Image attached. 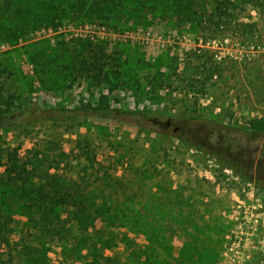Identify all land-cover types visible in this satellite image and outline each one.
I'll list each match as a JSON object with an SVG mask.
<instances>
[{
    "label": "rangeland",
    "instance_id": "1",
    "mask_svg": "<svg viewBox=\"0 0 264 264\" xmlns=\"http://www.w3.org/2000/svg\"><path fill=\"white\" fill-rule=\"evenodd\" d=\"M197 1L208 11L217 3ZM254 2L238 0L216 28L160 17L117 27L63 20L0 38V83L17 113L95 103L105 93L112 106L144 115L62 121L23 112L19 126L0 127V215L13 218L0 252H22L31 235L38 248L21 253L25 264H86L97 251L113 259L105 264H263L264 190L171 135L195 116L242 127L264 116V51L250 49L264 47V7ZM88 41L118 64L119 75L100 86L72 66ZM8 162L18 173L4 174ZM66 189L89 207L85 228L69 224L86 236L79 247L38 231ZM35 200L32 222L26 207ZM55 213L69 223L70 214ZM74 246L81 258L63 261Z\"/></svg>",
    "mask_w": 264,
    "mask_h": 264
},
{
    "label": "trees",
    "instance_id": "2",
    "mask_svg": "<svg viewBox=\"0 0 264 264\" xmlns=\"http://www.w3.org/2000/svg\"><path fill=\"white\" fill-rule=\"evenodd\" d=\"M252 1L257 2H254L257 8L264 7V0ZM238 4V0H217L213 10L208 11L205 5L197 0H0V38L15 39L26 29L30 30L41 25H58L63 20H94L117 27L128 20L146 22L149 18L160 17L178 25L189 22L200 26L207 24L216 28L220 27L221 22L229 20ZM74 52V55L78 56L72 66L78 69L80 75L89 78L94 86L108 83L110 73L119 75L115 58L111 57L102 43L88 41L82 50ZM2 72L5 73L6 69L3 68ZM11 104L12 99L5 95L4 87L0 83V127L19 126L21 122H18L17 118L23 112L36 115L43 111L46 118L62 121L81 116L122 120V118L142 115L139 112L112 106L108 94L105 93L100 94L95 103L86 102L73 107H37L22 109L17 113L11 108ZM143 117L140 119H144ZM163 124L166 130L170 129L171 125L166 126V122ZM171 135L191 148L214 158L226 168L264 190V116L250 119L247 127L228 124L210 116L205 118L195 116L189 125H180ZM87 149L86 146L79 147L81 153L87 152ZM2 166L4 163L0 161V168ZM18 168L19 165L15 162H8L4 174L13 176L14 173H18ZM7 181L11 182L9 179ZM73 196V194L69 195V189H66V195L63 193L59 201L54 199L51 203V209L55 208L52 216L47 217L42 225L37 226L38 231L47 239L61 244L72 240L73 245L79 247L86 236L73 235L69 224L85 228L90 222L89 207L85 201H76ZM37 203L36 200L31 201L26 207V214L32 222L35 220L36 212L40 213L41 210L36 209L39 206H35ZM57 209L70 214L72 220L70 218L69 223L63 221L61 215H56ZM46 211L48 212L47 209ZM11 221L13 218L9 213L0 215V233ZM0 241L6 242L5 236L0 235ZM20 241L22 252L26 254L36 252L38 247L34 246L35 241L31 235ZM77 247L62 251L63 261L80 259L79 254L82 249L77 250ZM22 252L16 247L5 253L0 252V264H12L15 260L23 264ZM109 259L101 256L97 251L94 252V258L86 264H105L102 261L111 263L113 259ZM114 261H117L116 264L122 262L121 259Z\"/></svg>",
    "mask_w": 264,
    "mask_h": 264
},
{
    "label": "built area",
    "instance_id": "3",
    "mask_svg": "<svg viewBox=\"0 0 264 264\" xmlns=\"http://www.w3.org/2000/svg\"><path fill=\"white\" fill-rule=\"evenodd\" d=\"M250 49H251V52L252 53H254V52H263L264 51V47H263V45H260V44H257V45H251L250 46ZM244 56H249V55H239V57H237V60L238 61H244L245 60V58H244ZM218 58H220V57H218Z\"/></svg>",
    "mask_w": 264,
    "mask_h": 264
},
{
    "label": "flooded vegetation",
    "instance_id": "4",
    "mask_svg": "<svg viewBox=\"0 0 264 264\" xmlns=\"http://www.w3.org/2000/svg\"><path fill=\"white\" fill-rule=\"evenodd\" d=\"M170 125H171V121L168 120V121L166 122V126H170ZM263 264H264V251H263Z\"/></svg>",
    "mask_w": 264,
    "mask_h": 264
},
{
    "label": "water",
    "instance_id": "5",
    "mask_svg": "<svg viewBox=\"0 0 264 264\" xmlns=\"http://www.w3.org/2000/svg\"><path fill=\"white\" fill-rule=\"evenodd\" d=\"M176 130V128H174V131Z\"/></svg>",
    "mask_w": 264,
    "mask_h": 264
}]
</instances>
